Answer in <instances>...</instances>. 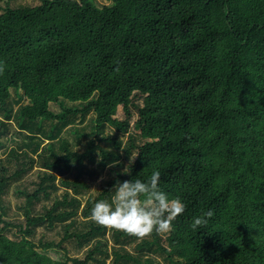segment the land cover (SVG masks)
Listing matches in <instances>:
<instances>
[{
  "label": "trees",
  "instance_id": "obj_1",
  "mask_svg": "<svg viewBox=\"0 0 264 264\" xmlns=\"http://www.w3.org/2000/svg\"><path fill=\"white\" fill-rule=\"evenodd\" d=\"M156 169L172 231L89 219ZM0 264H264V0H0Z\"/></svg>",
  "mask_w": 264,
  "mask_h": 264
},
{
  "label": "clouds",
  "instance_id": "obj_2",
  "mask_svg": "<svg viewBox=\"0 0 264 264\" xmlns=\"http://www.w3.org/2000/svg\"><path fill=\"white\" fill-rule=\"evenodd\" d=\"M111 201L98 200L91 209L89 219L99 226L144 238L153 232L172 231L174 221L184 213L185 204L180 197L170 198L161 188V172L153 170L147 179L134 177L117 181ZM213 216L209 210L195 217L191 227L195 230L207 224Z\"/></svg>",
  "mask_w": 264,
  "mask_h": 264
},
{
  "label": "rangeland",
  "instance_id": "obj_3",
  "mask_svg": "<svg viewBox=\"0 0 264 264\" xmlns=\"http://www.w3.org/2000/svg\"><path fill=\"white\" fill-rule=\"evenodd\" d=\"M26 1H32V4H35V1L36 0H26ZM94 2H95V4L96 5H99L100 7L101 6H104V5H109V4H111V0H93ZM56 112H60V108L58 107V106H55L54 108H53ZM123 115H124V113H123V111H122V109L121 108H119V110H118V114H117V116L120 118V119H122L123 118ZM91 117V116H90ZM89 120L87 119V121L83 124V125H79V128H83V127H87V125H88V122ZM108 131H111V129H108ZM113 131V130H112ZM131 131H132V133H135V131L133 130V128L131 129ZM127 137H125L124 138V140L126 141L127 139H126ZM71 142H74V139H73V137L71 138ZM80 149H83V145L82 146H80ZM35 171V169L32 171V173ZM29 175H30V173H29ZM32 175V174H31ZM33 179H35V180H37L36 179V177H33ZM6 199H7V204H8V213L10 212L12 215H16V214H20V216H19V218L21 219V220H23V212H20L19 210H18V207H19V205H22L23 203H24V201H25V199L24 198H21V199H19L16 195H15V192H14V190H13V188L12 189H10V191H9V194H8V196L6 197ZM38 206V209H41V204H37ZM73 252V253H72ZM71 252V254L72 255H76L77 253H75V251L73 250ZM48 254H49V256L50 257H52L53 259H58V258H60V256H59V252H57V251H55V250H53V251H49L48 252ZM78 255H82V253H78Z\"/></svg>",
  "mask_w": 264,
  "mask_h": 264
}]
</instances>
